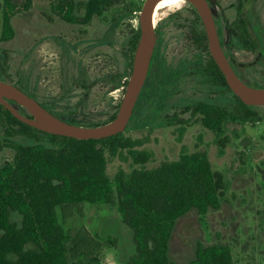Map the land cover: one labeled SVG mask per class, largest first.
I'll return each mask as SVG.
<instances>
[{
    "label": "rangeland",
    "instance_id": "374dc122",
    "mask_svg": "<svg viewBox=\"0 0 264 264\" xmlns=\"http://www.w3.org/2000/svg\"><path fill=\"white\" fill-rule=\"evenodd\" d=\"M55 1L32 0L31 10L13 19L14 39L3 42L4 0H0V80L68 117L67 121L76 123L69 120L74 112L72 119L106 123L117 115L132 74L124 53L133 30L140 28L146 0H126L88 25L62 21L52 9ZM215 1L213 12L217 26L223 30L228 0ZM86 4L84 0L77 3L80 17ZM191 6L184 2L160 10L155 21L157 44L152 74L124 138L134 143L132 149L150 156L147 169L176 161L183 152H204L213 170L225 176L227 188L220 210H210L205 217L194 210L179 221L170 243L171 261L190 264L200 244L230 246L233 264H264V107L258 109L259 121L226 125L223 153L218 138L202 125L199 116H183L188 121L183 137L181 126L166 119L179 113L185 104L194 105L206 97L203 87L190 77V72L204 66L209 58L190 37L189 26L194 19ZM263 6L257 9L262 24ZM255 11L253 7V15ZM242 78L251 86L264 87V58L244 70ZM128 150L117 157L107 156L111 179L120 170L131 173L141 167ZM14 155L12 149L0 148V167ZM81 208L82 214L74 212L73 218L62 221L66 231L75 236L85 226L100 238H113L121 263L131 264L137 253L134 231L123 223L117 204H83Z\"/></svg>",
    "mask_w": 264,
    "mask_h": 264
},
{
    "label": "trees",
    "instance_id": "16d2710c",
    "mask_svg": "<svg viewBox=\"0 0 264 264\" xmlns=\"http://www.w3.org/2000/svg\"><path fill=\"white\" fill-rule=\"evenodd\" d=\"M78 1L56 0L51 6L65 23L87 25L126 0H84L87 4L82 17L77 14ZM32 5V0H4L1 41L14 39L13 19L29 12ZM191 8L194 19L189 26L190 37L197 48L209 55L206 64L195 69L191 77L203 87L206 97L194 105L185 104L182 113L199 116L202 125L218 138L223 153L227 141L222 135L226 125L259 121L260 107L246 105L232 92L210 55L202 20L196 9ZM131 35L127 49L132 68L141 29L133 30ZM141 98L142 94L135 112ZM40 103L67 121L68 117ZM11 104L21 114L31 117L24 108ZM71 117L69 120L76 123L67 122L97 127L114 120L116 114L102 124ZM166 119L172 125L181 124L179 131L183 137L188 121L178 114ZM133 120L135 116L130 126ZM0 126V148L15 152L13 160L0 167V264H122L113 238H100L85 226L72 236L64 228L62 221L73 218L76 212L82 214L83 204H117L123 223L134 231L137 253L132 256L131 264H175L169 258V251L179 221L194 210L205 217L210 210L222 207L226 179L224 174L213 170L204 152H183L176 161L147 169L150 156L132 149L134 143L125 139L123 133L103 140L53 135L21 122L2 104ZM125 149H129V155L141 167L131 173L120 170L111 179L107 156L117 157ZM190 264H233L232 248L198 244Z\"/></svg>",
    "mask_w": 264,
    "mask_h": 264
},
{
    "label": "water",
    "instance_id": "95a60500",
    "mask_svg": "<svg viewBox=\"0 0 264 264\" xmlns=\"http://www.w3.org/2000/svg\"><path fill=\"white\" fill-rule=\"evenodd\" d=\"M161 1L163 0H146L144 3L140 13L141 35L134 54L132 74L119 111L111 122L97 127L69 123L50 112L36 98L2 80H0V104L21 122L53 135L76 140H103L124 133L134 115L156 49L154 10ZM183 1L190 3L198 12L206 32L210 54L226 77L232 92L248 106L264 107V88H254L246 84L225 56L209 1ZM11 102L24 108L31 117L21 114Z\"/></svg>",
    "mask_w": 264,
    "mask_h": 264
},
{
    "label": "flooded vegetation",
    "instance_id": "af4514ba",
    "mask_svg": "<svg viewBox=\"0 0 264 264\" xmlns=\"http://www.w3.org/2000/svg\"><path fill=\"white\" fill-rule=\"evenodd\" d=\"M208 1L213 12V5L216 3V1L215 0H208ZM184 2L185 1H183L182 3ZM226 4H227V8L224 9V13L226 16L225 29L223 30L219 29V27L217 26V20L215 18L214 12L213 15L217 26L221 46L225 53V56L227 57L228 61L230 62L231 66L233 67L237 75L245 82V80L242 78V73L244 72V70L254 65H257V62H259L262 58H264V24H262L260 22V19L258 20L257 17V9L260 8L261 5H264V0H234V1L228 0ZM253 7L256 9L254 15L252 13ZM162 9L164 8L160 7V9L157 12V15ZM155 52L151 61L148 77L144 85V88L142 90V93L144 92V89H146L147 84L149 82V77L152 74ZM129 54H130L129 50L126 49L124 53L125 55L124 57L126 60L128 59L127 62L128 65L130 66L131 59ZM239 57H242L246 62L243 61L241 62ZM192 73L194 72H190V77ZM192 78H194V80L196 79L195 77ZM245 83L248 84L247 82ZM252 87L264 88V87H256V86H252ZM136 114L137 112H134L133 116L136 117ZM177 114L180 116V118L185 119L183 118V116L186 115L187 113L183 114L181 110ZM176 125L181 126V124H176Z\"/></svg>",
    "mask_w": 264,
    "mask_h": 264
},
{
    "label": "bare ground",
    "instance_id": "6f19581e",
    "mask_svg": "<svg viewBox=\"0 0 264 264\" xmlns=\"http://www.w3.org/2000/svg\"><path fill=\"white\" fill-rule=\"evenodd\" d=\"M183 0H163L161 1L155 8L154 10V22L156 21V15H157V12L158 10L160 9V7H163V8H167V7H172V6H176L180 3H182ZM159 14V13H158ZM158 16V15H157Z\"/></svg>",
    "mask_w": 264,
    "mask_h": 264
}]
</instances>
